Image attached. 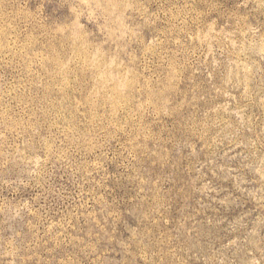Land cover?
Masks as SVG:
<instances>
[{
	"label": "rangeland",
	"instance_id": "obj_1",
	"mask_svg": "<svg viewBox=\"0 0 264 264\" xmlns=\"http://www.w3.org/2000/svg\"><path fill=\"white\" fill-rule=\"evenodd\" d=\"M0 264H264V0H0Z\"/></svg>",
	"mask_w": 264,
	"mask_h": 264
}]
</instances>
